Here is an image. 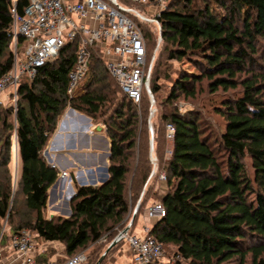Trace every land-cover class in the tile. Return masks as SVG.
Instances as JSON below:
<instances>
[{
  "label": "trees",
  "instance_id": "1",
  "mask_svg": "<svg viewBox=\"0 0 264 264\" xmlns=\"http://www.w3.org/2000/svg\"><path fill=\"white\" fill-rule=\"evenodd\" d=\"M199 1L169 4L157 19L159 46L155 34L139 25L149 60L158 49L151 73L154 98L161 80L171 82V62L185 60L198 71L178 72L165 100L157 102L156 120H150L156 104L147 94L136 106L121 92L98 47L92 48L84 93L69 97L79 39L69 42L34 79L24 78L16 108H3L0 102V133H7L0 148V236L5 226L10 232L28 229L39 245L62 244L60 262L101 244L107 234L112 239L130 212L127 180L135 160L133 190L147 191L151 183L155 164L147 156L153 142L151 151L159 162L158 174L166 175L167 192L160 199L165 215L152 225L149 236L168 255L172 247L187 264H264V65L258 60L264 53V0H204V7L198 8ZM210 3L225 14H216ZM28 5L29 0H0V79L15 62L11 10L15 6L23 15ZM23 41L20 38L19 44ZM163 42L164 62L158 48ZM203 82L212 95L234 93L223 97L214 111L224 122L221 128L204 106L179 110V100H195ZM68 108L96 127L105 126L110 140L108 179L97 186H76L71 216L48 219L44 212L49 191L60 181V170L48 163L44 152ZM168 125L174 128L173 149L164 159ZM11 135L17 140L24 213L13 200ZM48 256L47 251L38 260L48 261Z\"/></svg>",
  "mask_w": 264,
  "mask_h": 264
},
{
  "label": "built area",
  "instance_id": "2",
  "mask_svg": "<svg viewBox=\"0 0 264 264\" xmlns=\"http://www.w3.org/2000/svg\"><path fill=\"white\" fill-rule=\"evenodd\" d=\"M122 1L29 0L23 15H19L14 6L11 10L14 21L10 30L15 62L13 69L0 79V94L9 90L10 99L17 100L24 78L34 79L42 67L58 58L69 42L79 39L75 67L69 75L67 93L70 98L83 92L82 85L90 75L92 48L98 47L107 70L121 92L136 106L141 104L145 94L151 100V73L157 52L149 60L146 36L133 16L143 22L157 24V19L174 0H126L151 9L150 13L154 16L151 20ZM20 38L23 43L26 42L22 53L19 52ZM160 43L161 39L157 46ZM167 132L172 141V125H168ZM60 176L63 180L69 179L72 184L68 171H60ZM161 179L166 180V175H162ZM148 215L151 219L162 218L165 209L162 204H157L149 208ZM143 232V236L121 234L118 238L119 241H127L130 246L131 264L187 263L178 254L169 259L163 245L149 236L150 229L145 227ZM3 234L7 240L2 237ZM46 251L41 245L39 247L36 236L28 229L10 232L5 226L0 236V264H85L87 261V256L81 252L63 262L51 259L40 262L39 257Z\"/></svg>",
  "mask_w": 264,
  "mask_h": 264
},
{
  "label": "rangeland",
  "instance_id": "3",
  "mask_svg": "<svg viewBox=\"0 0 264 264\" xmlns=\"http://www.w3.org/2000/svg\"><path fill=\"white\" fill-rule=\"evenodd\" d=\"M122 2L123 4L125 3V5L127 6H131L134 10L136 11L138 10V12L141 15L145 16L147 19L151 20L152 17H154L150 13L151 9L145 6H139L136 4H132L126 0ZM204 4H205L204 0H201L198 2L197 7L202 8L204 7ZM210 5L216 14L218 15L225 14V11L223 10V8L218 7L216 4H213V3H210ZM133 18H134V21L138 25L140 26L144 25L145 28H147L151 33L155 34V40L157 41V44H158V41L161 39V37L159 33V27H157V24L153 22H147V23L143 22L140 18L136 16H133ZM25 46H26V42L20 44L19 46L20 53L24 52ZM165 46L166 45L163 42L162 46L158 47L161 50L160 58H162L163 62L166 59L165 57L166 54L162 52V49H164ZM12 49L14 51L13 43H12ZM157 51L158 49L156 48V50L154 51V54ZM258 60L259 62H261V64L264 65V53L260 58H258ZM168 66H169L168 74L170 75L171 82L172 80H174V78L176 77L179 71H184L188 74L198 73V71L194 68V66L185 60L182 62H177V61L171 62ZM171 82H168L165 80L160 81L161 91L155 97L156 105L154 107V112L152 113L150 120H156L157 115H159L160 108L157 102L161 103L165 100L170 90V87L172 86ZM84 84L82 85L83 92L80 93V95L84 93ZM199 91H201V93L198 94L195 100H185L184 98H181L179 100V110L181 112H184L185 110L192 109L193 106H204L205 109L208 110L209 116L211 117V119H213L215 123H219L217 124V127L218 128L223 127L224 125L223 120L220 117L216 116L214 114V111L221 105L223 97L225 96L227 97L234 93L232 92L225 93L221 91L216 95H212L211 92H209L207 88V82H203L200 85ZM0 102L3 103V108H9V107L16 108L17 106V100H15L14 98L10 99L9 90L0 94ZM72 110L74 109L68 108L64 112V115L62 116L61 121L58 125L57 132L51 138L44 152V157L47 159L49 164L55 161L57 162L59 151L58 152L53 151V147L54 146H57V147L66 146L65 139L67 140L70 134L74 133L79 136L83 132V130L86 129L85 127L89 126L90 129L88 131L89 132L88 136H93V137L91 138L88 137V141L91 142V151H96L98 154L97 156H95L96 157L95 161L97 163H100L99 164L100 169L99 171L98 170L94 171L93 175L92 173L89 174L88 172H85V171L83 174L77 173L78 177H76L75 175H72L73 176V179L71 178V180H73L72 184H70L71 183L70 180L67 179L65 180V183L67 181L68 183L65 185H62L63 179H62V176H60L61 184L57 188H52L49 191L48 204H47L46 211L44 212V216L48 219L50 218L51 215L52 216L53 215L62 216L66 218L70 217L72 214V203H71L72 200L70 199L74 195L76 186L82 187L83 184H86L85 182H87L86 186H97L94 184L90 185L89 183L92 180H96L97 181L96 183H98L99 185L103 183L102 179H105L106 176L108 175V171L107 172L105 171V166H109V165L105 164V159L106 157H108V148H109L108 145L110 143L107 144L109 139H107L104 134L105 126L103 124L98 125L102 128V131H100L101 133H96V129L98 127L95 126V124L92 122L90 118H88L84 114H81L77 111L73 113ZM152 126L153 125L151 124L150 128H152ZM3 134L0 133V135L2 136L0 139V148L3 147L4 145L3 140H2L4 137ZM4 135H7V133H5ZM166 138H167L166 142L162 146L163 150L161 152V154L164 155V159L170 158L172 154V149H173L172 141L168 138V135L166 136ZM84 140L86 141V139H84L83 137L77 138L78 149H76V151L81 150L80 141H84ZM11 143H12L11 163H10V170L12 174L11 186H12V189L14 190L13 200L14 202L16 201L15 202L16 206L15 205L13 206L18 208L20 212L24 213L25 212V209L23 207L24 199L19 191L20 159L18 156V147H17V140H16L15 135H11ZM151 148H150L149 155L147 154L148 155L147 157L155 165L151 164L152 166V172L150 175L151 183L149 184L147 191L146 190L144 191V189L142 188L138 190L136 189L133 190L132 188L133 168L137 164L135 160V162H133L131 165L132 166L131 173L128 176V180H127V185H128L127 199H128V203L130 207V212L125 217L124 222L121 225H119L118 228L115 229V234L111 235L112 239H110V237H108V234H107L103 238L101 244H91L86 249L79 251V253L84 252V254L87 256V261L85 264H131L132 254L130 251V246L128 245L127 241H124V240L119 241L118 238L120 237L121 234L123 235L126 234L129 236L136 234L138 236H141V235L143 236L144 235L143 228L147 227L151 229L152 225L155 224L156 221L158 220V218L156 219L149 218L148 210L152 206L161 204L160 199L162 198V196L166 194L167 187H166V180L161 179V176L165 175V173H161L160 175L158 174L157 170L159 168V162L157 161L155 154L152 153ZM137 153L138 152L135 153L136 156H138ZM72 156L75 157L74 154ZM152 158H155L153 159L154 161H152ZM60 162L61 164H64V159H60ZM108 164H109V161H108ZM248 167H250V162H249ZM250 170H251V167H250ZM250 173H253V171L251 170ZM78 178L82 180L84 179L85 182L81 183V181H79ZM58 189H59V195H62L61 198L56 196L55 190H58ZM142 199H143V203L141 205ZM40 245H41V248H44L49 252L48 257L51 260H59L61 259L62 256H64V251H63V247L61 244L56 243V245H50L48 243H43V244L40 243ZM168 251L171 254H169L170 255L169 256L165 252L166 256L169 259H172V257L174 256L173 254L174 249L171 247L168 249ZM172 264H187V263L176 262Z\"/></svg>",
  "mask_w": 264,
  "mask_h": 264
},
{
  "label": "crops",
  "instance_id": "4",
  "mask_svg": "<svg viewBox=\"0 0 264 264\" xmlns=\"http://www.w3.org/2000/svg\"><path fill=\"white\" fill-rule=\"evenodd\" d=\"M85 128L86 129L83 130V132L79 136L77 134H74V133L70 134L69 137L67 138V140L65 139L66 146L57 147V146L53 145L54 146L53 151H55V152L59 151V155H58L57 163L52 162L51 164L57 166L61 172L62 171H68L69 174L71 175V178L73 177L72 175H75L76 177H78L77 173L83 174L84 171L88 172L89 174L92 173V175H93L94 171H96V170L99 171V169H100V166H99L100 163H97L95 161V159H96L95 156H97L98 154L96 151H91V142L88 141V137L91 138L93 136H88V133H89L88 131L90 129L89 126H86ZM100 131H102V128ZM100 131H98L96 129V133H101ZM82 137L84 139H86V141L85 140L80 141L81 142V146H80L81 150L80 151L77 150L78 151L77 152L76 151V149H78L77 138H82ZM109 143H110V140H108L107 144H109ZM108 146H110V144ZM108 150H109V148H108ZM73 154L75 155V157L72 156ZM60 159H64V164H61ZM108 160H109V153H108V157H106V159H105L106 165H109ZM106 168H109V166H105V169ZM79 181H82L81 183L85 182L84 179L83 180L79 179ZM62 182H63L62 185H65L68 183V181L65 183V180H63ZM94 182H97V181L92 180L89 184L90 185H93V184L98 185V183H94ZM85 183L87 185V182H85ZM55 192H56V196L61 198L62 195H59V189L55 190ZM143 231H144V228H143ZM48 244H50V243H48ZM50 245H56V243H51Z\"/></svg>",
  "mask_w": 264,
  "mask_h": 264
},
{
  "label": "water",
  "instance_id": "5",
  "mask_svg": "<svg viewBox=\"0 0 264 264\" xmlns=\"http://www.w3.org/2000/svg\"><path fill=\"white\" fill-rule=\"evenodd\" d=\"M150 95H151L152 104L153 105L156 104L155 98H154V96H153V94H152L151 91H150ZM72 112L75 113L76 111L75 110H72ZM97 130L100 131L101 130V127H98ZM151 130H152V128H151ZM152 149H153V142H152ZM105 171L107 172L108 171V168H106ZM107 179H108V175L106 176L105 179H102V182L104 183ZM94 183H96V182H94ZM60 184H61V181H58L54 185V188H57ZM83 186H86V184H83Z\"/></svg>",
  "mask_w": 264,
  "mask_h": 264
},
{
  "label": "bare ground",
  "instance_id": "6",
  "mask_svg": "<svg viewBox=\"0 0 264 264\" xmlns=\"http://www.w3.org/2000/svg\"><path fill=\"white\" fill-rule=\"evenodd\" d=\"M82 182V181H81Z\"/></svg>",
  "mask_w": 264,
  "mask_h": 264
}]
</instances>
